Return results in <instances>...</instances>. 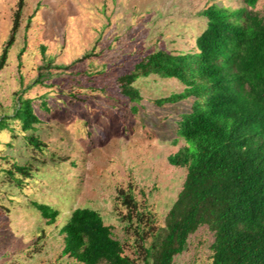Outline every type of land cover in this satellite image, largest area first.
I'll use <instances>...</instances> for the list:
<instances>
[{"label": "rangeland", "instance_id": "rangeland-1", "mask_svg": "<svg viewBox=\"0 0 264 264\" xmlns=\"http://www.w3.org/2000/svg\"><path fill=\"white\" fill-rule=\"evenodd\" d=\"M16 1L0 0V54ZM211 4L245 7L242 0H25L0 71V116L11 114L16 93L36 103L44 97L49 111H37L42 122L33 134L46 149L39 156L26 146L15 120L0 131V264H77L60 255L59 232L77 208L97 211L125 253L142 264L136 236L120 220L125 210L116 191L131 187L139 208L163 225L186 175L167 158L186 146L176 122L191 100L157 106L155 100L183 86L149 76L135 82L141 101L133 103L118 92L116 78L157 49L196 51L206 24L199 12ZM251 10L264 18V0ZM41 47L52 66L39 70ZM40 71L46 85L28 87ZM28 162L36 168L21 188L5 178L11 163ZM32 202L56 209V221L48 225ZM212 242L210 229L199 227L172 264H210Z\"/></svg>", "mask_w": 264, "mask_h": 264}, {"label": "trees", "instance_id": "trees-1", "mask_svg": "<svg viewBox=\"0 0 264 264\" xmlns=\"http://www.w3.org/2000/svg\"><path fill=\"white\" fill-rule=\"evenodd\" d=\"M242 1L245 7L211 4L199 12L206 24L195 39L196 51L173 54L157 49L116 78L118 92L133 103L141 101L135 82L149 76L174 79L183 86L181 92L155 100L157 106L191 100L189 111L176 122V135L186 146L167 158L170 165L185 167L186 175L163 225L139 208L131 187L116 191L115 201L125 210L120 220L124 230L136 236L142 264H172L201 226L213 233L210 264H264V18L251 10L258 0ZM24 3L16 1L0 71L15 41ZM41 52L46 65L39 70L52 66L44 47ZM46 80L40 71L28 87L46 85ZM40 100L16 93L11 114L0 116V131L8 129L9 120L17 121L26 134L25 145L42 156L46 145L33 132L42 122L37 111L47 113L49 106L44 97ZM35 168L32 162L11 163L3 172L21 188ZM32 206L48 225L56 221V209L37 202ZM59 232L60 255L77 264H136L95 210L74 209Z\"/></svg>", "mask_w": 264, "mask_h": 264}]
</instances>
